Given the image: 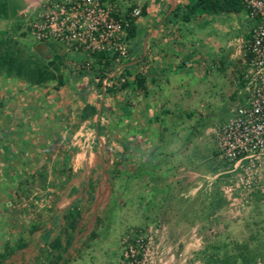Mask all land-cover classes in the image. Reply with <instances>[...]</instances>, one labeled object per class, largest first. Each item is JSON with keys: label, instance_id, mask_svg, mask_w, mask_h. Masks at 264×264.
<instances>
[{"label": "crops", "instance_id": "0c3cea01", "mask_svg": "<svg viewBox=\"0 0 264 264\" xmlns=\"http://www.w3.org/2000/svg\"><path fill=\"white\" fill-rule=\"evenodd\" d=\"M42 1L0 0V42L10 47L0 60L1 197L7 204L12 183L16 196L28 184L18 198L35 210L10 209L0 264H92L108 249L98 234L108 210H132L122 232L157 213L152 201L168 198V185L183 194L185 177L198 179L188 160L196 142L209 137L216 149L213 128L246 98L240 49L251 23L243 10L185 19L195 0H119L145 13L127 57L100 81L97 63L74 70L86 52L17 29Z\"/></svg>", "mask_w": 264, "mask_h": 264}, {"label": "rangeland", "instance_id": "374dc122", "mask_svg": "<svg viewBox=\"0 0 264 264\" xmlns=\"http://www.w3.org/2000/svg\"><path fill=\"white\" fill-rule=\"evenodd\" d=\"M108 2L112 4L113 16H128L131 12L128 11L129 5H122L119 0H108ZM38 10L39 6L35 11L28 12L17 29L19 28L18 30L23 32L27 39H33L37 42L54 41L72 48L69 44L58 40L38 41L33 36L30 23L37 18ZM125 43L128 53L127 37ZM9 48L7 44L4 45L0 42L1 61H5V59L7 61ZM103 52L109 56L114 55L110 51ZM86 53L90 59L87 58L85 61H89L90 67L88 69H90L92 63L97 62L96 54L99 52ZM115 59L120 61L122 58L116 56ZM74 70L85 69L74 67ZM188 160L190 163H194L195 171L199 170L198 179H194L192 174L185 177L189 180L185 181L183 194H181V190L179 193L174 191L175 185H168V193H166L169 197L152 201L153 205L158 204L159 206L157 213H151L148 217H145L144 214H138L135 225H131L121 232L122 225L125 223L124 220L131 217L125 213H130L132 210L130 211V208L124 210V215L113 213V210L107 211L106 223H109V228L100 229L98 234L107 238L106 241L101 240L103 241L102 246L107 245L108 249L105 250L104 255L102 254L103 256H94L95 259L92 260V264H105V261L108 263L107 260H111L115 264L114 260L118 252L116 245L120 233V256L117 264H124L122 257L124 251L123 238L127 237L128 240L132 241L136 236H139L144 243V264H203L202 250L208 247L211 250L224 244L234 245L240 242H247L251 247L260 245L261 250L255 264H264V195L256 187L248 191L239 184L236 172L231 171V166L217 157L215 145L209 137H204L203 140L196 142ZM15 168L14 165L10 169ZM3 174L0 171V176ZM261 178L264 182V170ZM12 182H14L13 179ZM12 184L8 188L11 190L12 196L6 204L2 202L1 197L4 183L2 185L0 182V209L2 210L0 211V236L1 232L3 234L10 225L7 218L10 209L15 207V204L20 206L25 202L24 206L28 209L29 214L35 211L27 206L30 205L29 201L32 199L28 201L27 197L18 198L30 190V187H27L28 184H26V190L19 191L20 196H16ZM228 187L232 188L230 197L224 192ZM175 194H179V197H174ZM117 202L121 203L122 201L117 199ZM85 258L83 262L80 261L77 264H91L88 256Z\"/></svg>", "mask_w": 264, "mask_h": 264}, {"label": "built area", "instance_id": "2783aa9c", "mask_svg": "<svg viewBox=\"0 0 264 264\" xmlns=\"http://www.w3.org/2000/svg\"><path fill=\"white\" fill-rule=\"evenodd\" d=\"M241 3L251 23L249 38L240 49L246 98L229 105L228 117L215 125L213 134L217 157L236 172L239 184L248 191L256 187L264 195V0ZM139 13L133 8L128 16H113L108 0H43L30 25L38 41L54 39L76 50L110 51L125 58L129 18ZM89 67V61L75 65L76 69ZM231 191V187L224 190L229 197ZM122 243L124 264H144V243L139 236L132 241L125 237Z\"/></svg>", "mask_w": 264, "mask_h": 264}, {"label": "trees", "instance_id": "16d2710c", "mask_svg": "<svg viewBox=\"0 0 264 264\" xmlns=\"http://www.w3.org/2000/svg\"><path fill=\"white\" fill-rule=\"evenodd\" d=\"M134 1V0H127ZM135 6L129 5L128 11H131ZM241 0H195L188 6V11L185 14V19L190 18L196 12H202L205 14H217V13H238L242 11ZM145 13L144 7L140 9V15ZM135 18H129V27L127 28L126 37L131 38L135 34ZM109 56L104 52L96 54L97 64L101 65L99 71L100 81L102 78L107 77L105 68H111L114 65L115 57ZM88 109V113H94V107L85 106ZM40 214L35 215V222L41 220ZM223 249V252H221ZM261 250L260 245L251 247L247 242L235 243L234 245L224 244L221 247L202 250L203 264H255Z\"/></svg>", "mask_w": 264, "mask_h": 264}]
</instances>
